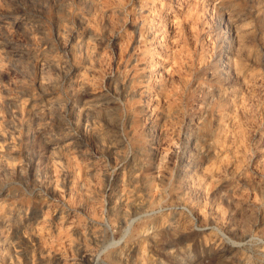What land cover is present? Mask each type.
I'll list each match as a JSON object with an SVG mask.
<instances>
[{
    "label": "rangeland",
    "instance_id": "374dc122",
    "mask_svg": "<svg viewBox=\"0 0 264 264\" xmlns=\"http://www.w3.org/2000/svg\"><path fill=\"white\" fill-rule=\"evenodd\" d=\"M263 1L0 0V264H264Z\"/></svg>",
    "mask_w": 264,
    "mask_h": 264
},
{
    "label": "bare ground",
    "instance_id": "6f19581e",
    "mask_svg": "<svg viewBox=\"0 0 264 264\" xmlns=\"http://www.w3.org/2000/svg\"><path fill=\"white\" fill-rule=\"evenodd\" d=\"M14 1V0H13ZM19 1V0H18ZM21 1H23V0H21ZM57 1V0H56ZM59 1V0H58ZM221 1V0H220ZM260 1V0H259ZM5 2H7V1H5ZM12 2V1H11ZM83 2V1H82ZM155 2H156V0H155ZM193 2H194V0H193ZM201 2V1H200ZM204 2V1H203ZM264 2V1H263ZM63 3H64V1H63ZM67 3V2H66ZM69 3V2H68ZM97 3V2H96ZM196 3V2H195ZM20 4V3H19ZM84 4V3H83ZM93 4H95V3H93ZM189 4V3H188ZM204 4V3H203ZM261 4V3H260ZM1 5H4V4H2L1 3ZM25 5V4H24ZM82 5V4H81ZM99 5V4H98ZM187 5V4H186ZM208 5H210V4H208ZM23 6V5H22ZM29 6V5H28ZM56 6V5H55ZM153 6V5H152ZM151 6V7H152ZM154 6H155V4H154ZM159 6V5H158ZM197 6V5H196ZM195 6V7H196ZM257 6V5H256ZM263 6V5H262ZM3 7V6H2ZM25 7V6H24ZM52 7V6H51ZM59 7V6H58ZM149 7V6H148ZM209 7V6H208ZM30 8V7H29ZM72 8V7H71ZM82 8V7H81ZM93 8V7H92ZM96 8V7H95ZM95 8L93 9V11L95 10ZM100 8V7H99ZM153 8V7H152ZM10 9V8H9ZM16 9H17V7H16ZM24 9H26V8H24ZM34 9V8H33ZM52 9V8H51ZM64 9V8H63ZM69 9V8H68ZM67 9V10H68ZM97 9V8H96ZM2 10V9H1ZM3 10H4V8H3ZM28 10V9H27ZM37 10V9H36ZM35 10V11H36ZM55 10V9H54ZM58 10V9H57ZM62 10V9H61ZM90 10V9H89ZM153 10V9H152ZM177 10V9H176ZM179 10V9H178ZM187 10V9H186ZM193 10V9H192ZM204 10V9H203ZM206 10V9H205ZM19 11V10H18ZM147 11V10H146ZM199 11V10H198ZM257 11V10H256ZM261 11H262V9H261ZM1 12V11H0ZM3 12V11H2ZM9 12V11H8ZM31 12V11H30ZM33 12V11H32ZM158 12V11H157ZM194 12V11H193ZM254 12V11H253ZM4 13V12H3ZM36 13V12H35ZM63 13V12H62ZM67 13V12H66ZM151 13V12H150ZM161 13V12H160ZM182 13V12H181ZM188 13V12H187ZM200 13L202 14V12L200 11ZM260 13V12H259ZM258 13V14H259ZM20 14V13H19ZM69 14V13H68ZM89 14H91V13H89ZM165 14V13H164ZM183 14V13H182ZM191 14V13H190ZM189 14V15H190ZM195 14V13H194ZM198 14V13H197ZM196 14V15H197ZM230 14V13H229ZM232 14V13H231ZM256 14V13H255ZM257 14V15H258ZM5 15V14H4ZM62 15V14H61ZM98 15V14H97ZM163 15V14H162ZM168 15H169V13H168ZM192 15V14H191ZM243 15V14H242ZM63 16V15H62ZM82 16V15H81ZM184 16V15H183ZM194 16V15H193ZM200 16V15H199ZM232 16V15H231ZM246 16V15H245ZM35 17V16H34ZM66 17V16H65ZM94 17V16H93ZM95 17H97L96 15H95ZM153 17V16H152ZM175 17V16H174ZM180 17V16H179ZM185 17V16H184ZM189 17V16H188ZM195 17V16H194ZM239 17H240V15H239ZM242 17V16H241ZM252 17V16H251ZM10 18V17H9ZM58 18H60V17H58ZM57 18V19H58ZM171 18V17H170ZM192 18V17H191ZM196 18V17H195ZM194 18V19H195ZM259 18V17H258ZM17 19V18H16ZM16 19H15V22H16ZM86 19V18H85ZM157 19V18H156ZM177 19V18H176ZM185 19V18H184ZM197 19V18H196ZM262 19V18H261ZM62 20V19H61ZM78 20V19H77ZM93 20V19H92ZM170 20V19H169ZM172 20V19H171ZM187 20V19H186ZM198 20V19H197ZM244 20V19H243ZM252 20V19H251ZM6 20H3L2 18H0V24H2V22H5ZM37 21H39V19H37ZM46 21V20H45ZM59 21V20H58ZM78 21H80V20H78ZM194 21V20H193ZM264 21V20H263ZM83 22V21H82ZM166 22V21H165ZM169 22V21H168ZM239 22V21H238ZM237 22V23H238ZM18 23V22H17ZM34 23H35V21H34ZM40 23V22H39ZM84 23V22H83ZM95 23V22H94ZM180 23V22H179ZM256 23V22H255ZM38 24V23H37ZM62 24V22L60 23V25ZM169 24V23H168ZM196 24V23H195ZM19 25V24H18ZM85 25V24H84ZM92 25V24H91ZM155 25V24H154ZM162 25V24H161ZM170 25V24H169ZM172 25H173V22H172ZM1 26V25H0ZM63 26H65V25H63ZM67 26V25H66ZM69 26V25H68ZM67 26V27H68ZM88 26H89V24H88ZM93 26V25H92ZM91 26V27H92ZM151 26V25H150ZM167 26V25H166ZM178 26V25H177ZM186 26V25H185ZM24 27V26H23ZM31 27V26H30ZM35 28H37L36 26H34ZM94 27V26H93ZM174 27V26H173ZM180 28H181V26H179ZM188 27V26H187ZM261 27V26H260ZM5 28V27H4ZM57 28V27H56ZM68 28H70V27H68ZM178 28V27H177ZM6 29V28H5ZM39 29V28H38ZM63 29V28H62ZM161 29V28H160ZM163 29V28H162ZM166 29V28H165ZM192 29V28H191ZM11 30V29H10ZM32 30V29H31ZM42 30V29H41ZM66 30V29H65ZM64 30V31H65ZM87 30V29H86ZM147 30V29H146ZM260 30V29H259ZM21 31V30H20ZM23 31V30H22ZM35 31V30H34ZM44 31H45V29H44ZM63 31V32H64ZM251 31H252V28L250 27V26H248V25H246V24H237L236 25V27H235V35H236V37H237V45H238V47H239V49L240 50H245L246 49V47H245V41H246V38L248 37V35L251 33ZM254 31V30H253ZM262 31V30H261ZM92 32H96V31H93V29H92ZM192 32V31H191ZM233 32V31H232ZM24 33V32H23ZM30 33V32H29ZM70 33V32H69ZM255 33V32H254ZM3 34V33H2ZM2 34H0V35H2ZM76 34V33H75ZM252 34V33H251ZM256 34V33H255ZM18 35V34H17ZM20 35V34H19ZM25 35H27V34H25ZM35 35V34H34ZM34 35H32V37H34ZM44 35H46V34H44ZM63 35V34H62ZM259 35V34H258ZM261 35V34H260ZM37 36V35H36ZM35 36V37H36ZM68 36V35H67ZM170 36H172V35H170ZM8 37V36H7ZM16 37V36H15ZM20 37H21V35H20ZM24 37V36H23ZM22 37V38H23ZM86 37V36H85ZM159 37V36H158ZM262 37V36H261ZM77 38V37H76ZM12 39H13V36H12ZM173 39V38H172ZM250 39V38H249ZM26 40V39H25ZM28 40V39H27ZM37 40V39H36ZM44 40V39H43ZM46 40V39H45ZM86 40V39H85ZM92 40V39H91ZM9 41H10V39H9ZM16 41V40H15ZM38 41V40H37ZM40 41V40H39ZM50 41H52V40H50ZM174 41V40H173ZM7 43V41H4V44H6ZM25 42V41H24ZM43 42V41H42ZM45 42V41H44ZM232 42H234V40H232ZM247 42V41H246ZM1 44H3L2 42H0ZM17 43V42H16ZM79 43H81V42H79ZM88 43V42H87ZM90 43V42H89ZM227 43V42H226ZM261 43H262V41H261ZM264 43V42H263ZM37 44V43H36ZM83 44V43H82ZM229 44V43H228ZM227 44V45H228ZM80 44H78V46H79ZM231 45V44H230ZM229 45V46H230ZM248 45H249V43H248ZM9 46V45H8ZM44 46V45H43ZM60 46V45H59ZM62 46V45H61ZM65 46V45H64ZM71 46H72V44H71ZM88 46V45H87ZM90 46V45H89ZM2 47V46H1ZM31 47V46H30ZM67 47H69V46H67ZM82 47V46H81ZM226 47V46H225ZM42 48V47H41ZM92 48V47H91ZM23 49V48H22ZM55 49H57V48H55ZM72 49V48H71ZM75 49V48H74ZM73 49V50H74ZM236 49H237V47H236ZM264 49V48H263ZM9 50H10V53H11V55L12 54H15V55H17L16 53H20V52H22L21 51V49L18 47V46H16V45H11L10 46V48H9ZM75 50H77V49H75ZM85 50V49H84ZM94 50V49H93ZM230 50V49H229ZM249 50H250V48H249ZM252 50V49H251ZM48 51V50H47ZM80 51V50H79ZM233 51V50H232ZM239 51V50H238ZM247 51V50H246ZM69 52V51H68ZM83 52V51H82ZM225 52V51H224ZM244 52V51H243ZM43 53V52H42ZM61 53V52H60ZM66 53V52H65ZM77 53H79V52H77ZM228 53H230V52H228ZM240 53V52H239ZM9 54V53H8ZM45 54H46V52H45ZM51 54V53H50ZM71 54H72V52H71ZM80 54V53H79ZM89 54H90V52H89ZM233 54V53H232ZM10 55V56H11ZM70 55V54H69ZM72 55H74V54H72ZM97 55V54H96ZM228 55V54H227ZM241 55V54H240ZM36 56V55H35ZM64 56H65V54H64ZM78 56V55H77ZM226 56V55H225ZM233 56V55H232ZM244 56V55H243ZM4 57V56H3ZM6 57V56H5ZM26 57V56H25ZM39 57V56H38ZM58 57V56H57ZM235 57V56H234ZM238 57V56H237ZM1 58H2V56H1ZM30 57H28V59H29ZM77 58V57H76ZM241 58V57H240ZM243 58H245V57H243ZM253 58V57H252ZM251 58V59H252ZM26 59V58H25ZM34 59V58H33ZM54 59V58H53ZM94 59V58H93ZM99 59V58H98ZM225 59V58H224ZM230 59V58H229ZM249 59V58H248ZM6 60V59H5ZM15 60V59H14ZM36 60H39L38 61V63L37 64H39V66H38V68L40 69V71L41 72H44L45 70H44V67L47 65V62H48V59H47V57H42V58H38V59H36ZM55 60V59H54ZM53 60V61H54ZM96 60V59H95ZM74 61V60H73ZM91 61V60H90ZM97 61V60H96ZM95 61V62H96ZM148 61V60H147ZM150 61V60H149ZM153 61V60H152ZM151 61V62H152ZM247 61V60H246ZM6 62V61H5ZM17 62H18V60H17ZM150 62V63H151ZM159 62V61H158ZM237 62H239V61H237ZM237 62H236V64H237ZM11 63V62H10ZM15 63H16V61H15ZM56 63V62H55ZM62 63V62H61ZM77 63V62H76ZM97 63H98V61H97ZM96 63V64H97ZM229 63V62H228ZM240 63V62H239ZM30 64V63H29ZM28 64V65H29ZM32 64V63H31ZM70 64H73V63H70ZM95 64V63H94ZM232 64V63H231ZM244 64V63H243ZM12 65H13V61H12ZM66 65V64H65ZM93 65V64H92ZM5 66V65H4ZM3 66V67H4ZM7 66V65H6ZM24 66V65H23ZM64 65L62 64V67H63ZM75 66V65H74ZM73 66V67H74ZM82 66H84V65H82ZM94 66V65H93ZM149 66V65H148ZM151 66V65H150ZM155 66V65H154ZM226 66V65H225ZM228 66V65H227ZM238 66V65H237ZM240 66V65H239ZM16 67V66H15ZM37 67V66H36ZM57 67V66H56ZM60 67V66H59ZM97 67V66H96ZM146 67V66H145ZM5 68V67H4ZM18 68V67H17ZM24 68H26V67H24ZM51 68H52V66H51ZM228 68V67H227ZM242 68V67H241ZM7 69V68H6ZM37 69V68H36ZM49 69H50V67H49ZM63 69V68H62ZM85 69V68H84ZM87 69H88V67H87ZM95 69V68H94ZM232 69V68H231ZM238 69H239V67H238ZM28 70V69H27ZM33 70V69H32ZM51 70V69H50ZM89 70V69H88ZM148 70V69H147ZM221 70V69H220ZM224 70V69H223ZM7 71V70H6ZM14 71H15V69H14ZM17 71V70H16ZM52 71V70H51ZM74 71V70H73ZM78 71V70H77ZM86 71V70H85ZM151 71V70H150ZM153 71V70H152ZM151 71V72H152ZM156 71V70H155ZM236 71V70H235ZM244 71V70H243ZM3 72V71H2ZM18 72V71H17ZM16 72V73H17ZM22 72V71H21ZM26 72V71H25ZM34 72V71H33ZM63 72H64V70H63ZM81 72H82V70H81ZM147 72H149V70L147 71ZM233 72V71H232ZM237 72V71H236ZM235 72V73H236ZM241 70H239V73L238 74H241ZM53 73V72H52ZM65 73V72H64ZM79 73H80V71H79ZM90 73V72H89ZM94 73V72H93ZM154 73V72H153ZM156 73V72H155ZM216 73V72H215ZM223 73V72H222ZM226 73H228V72H226ZM230 73V72H229ZM244 73V72H243ZM1 74V73H0ZM4 74V73H3ZM18 74V73H17ZM24 74V73H23ZM26 74V73H25ZM30 75H31V73H29ZM46 74V73H45ZM75 74V73H74ZM85 74V73H84ZM143 74V73H142ZM147 74H149V73H147ZM158 74V73H157ZM160 74V73H159ZM214 74V73H213ZM225 74V73H224ZM234 74V73H233ZM15 75V74H14ZM21 75V74H20ZM59 75V74H58ZM92 75V74H91ZM145 75V74H144ZM219 75V74H218ZM226 75V74H225ZM246 75H247V73H246ZM19 76V75H18ZM43 76V75H42ZM47 76V74L45 75V77ZM85 76V75H84ZM147 76V75H146ZM232 76V75H231ZM230 76V77H231ZM234 76V75H233ZM232 76V77H233ZM40 77V76H39ZM51 77V76H50ZM56 77V76H55ZM77 77V76H76ZM149 77V76H148ZM158 77H160V76H158ZM237 77V76H236ZM17 78V77H16ZM27 78V77H26ZM25 78V80H27ZM43 78V77H42ZM47 78V77H46ZM85 78V77H84ZM143 78H145V76L143 77ZM150 78V77H149ZM148 78V79H149ZM240 78V77H239ZM50 79V78H49ZM56 79H58V78H56ZM55 79V80H56ZM90 79V78H89ZM88 79V80H89ZM151 79V78H150ZM154 79V78H153ZM219 79V78H218ZM228 79V78H227ZM241 79V78H240ZM54 80V81H55ZM78 80V79H77ZM83 80V79H82ZM86 80V79H85ZM94 80V79H93ZM20 81V80H19ZM22 81V80H21ZM32 81V80H31ZM30 81V82H31ZM73 81V80H72ZM91 81V80H90ZM154 81V80H153ZM230 81V80H229ZM238 81V80H237ZM242 81H244V80H242ZM250 81V80H249ZM23 82H25V81H23ZM29 82V81H28ZM30 82L28 83V85L30 84ZM94 82V81H93ZM147 82V81H146ZM226 82V81H225ZM241 82V81H240ZM254 82V81H253ZM27 83V82H26ZM25 83V84H26ZM45 83V82H44ZM83 83V82H82ZM81 83V84H82ZM157 83V82H156ZM22 84V83H21ZM49 84V83H48ZM51 84V83H50ZM59 84V83H58ZM80 84V83H79ZM94 84V83H93ZM129 84V83H128ZM230 84V83H229ZM28 85H26V86H28ZM31 85V84H30ZM52 85V84H51ZM50 85V86H51ZM57 85V84H56ZM77 85V84H76ZM90 85H91V83H90ZM149 85V84H148ZM251 85V84H250ZM45 86V85H44ZM93 86V85H92ZM130 86V85H129ZM249 86V85H248ZM247 86V87H248ZM20 87V86H19ZM79 87V86H78ZM86 87H88V85L86 86ZM159 87V86H158ZM230 87V86H229ZM7 88H9V87H7ZM13 88V87H12ZM32 88V87H31ZM43 88V87H42ZM46 88V87H45ZM54 88H56V87H54ZM82 88H84V87H82ZM145 88V87H144ZM24 89V88H23ZM70 89V88H69ZM131 89V88H130ZM129 89V90H130ZM147 89V88H146ZM234 89V88H233ZM240 89H241V87H240ZM8 90V89H7ZM21 90V89H20ZM34 90V89H33ZM42 90V89H41ZM56 90V89H55ZM54 90V91H55ZM113 90V89H112ZM111 90V92H113ZM128 90V89H127ZM144 90V89H143ZM148 90V89H147ZM154 90V89H153ZM158 90H160V89H158ZM223 90V89H222ZM227 90V89H226ZM231 90V89H230ZM230 90H228L229 92H230ZM237 90V89H236ZM28 91V90H27ZM30 91V90H29ZM44 91V90H43ZM64 91V90H63ZM73 91V90H72ZM71 91V92H72ZM77 91V90H76ZM110 91V90H109ZM115 91V90H114ZM123 91H126V90H123ZM218 91V90H217ZM243 91V90H242ZM8 92V91H7ZM33 92V91H32ZM65 92V91H64ZM68 92V91H67ZM89 92V91H88ZM104 92V91H103ZM116 92V91H115ZM145 92V91H144ZM159 92V91H158ZM220 92V91H219ZM11 92H9V93H7V94H10ZM22 93V92H21ZM30 93V92H29ZM59 93V92H58ZM73 93V92H72ZM71 93V94H72ZM86 93V92H85ZM84 93V94H85ZM94 93H96V92H94ZM77 94V93H76ZM117 94V93H116ZM125 94V93H124ZM138 94V93H137ZM153 94H155V93H153ZM160 94V93H159ZM239 94V93H238ZM26 95H28V94H26ZM31 95V94H30ZM80 95V94H79ZM86 95V94H85ZM111 95V94H110ZM126 95V94H125ZM124 95V96H125ZM127 95H128V93H127ZM223 95V94H222ZM225 95V94H224ZM233 95V94H232ZM12 96H14L13 95V93H12ZM60 96V95H59ZM84 96V95H83ZM120 96V95H119ZM146 96V95H145ZM8 97V96H7ZM16 97H18V96H16ZM19 97H21V96H19ZM66 97H67V94H66ZM77 97H78V95H77ZM85 97V96H84ZM147 97V96H146ZM155 97V96H154ZM2 98V97H1ZM70 98V97H69ZM127 98V97H126ZM129 98V97H128ZM164 98V97H163ZM166 98V97H165ZM221 98V97H220ZM226 98V97H225ZM74 99V98H73ZM107 99V98H106ZM141 99V98H140ZM151 99V98H150ZM149 99V100H150ZM66 100H67V98H66ZM124 100V99H123ZM160 100V99H159ZM164 100V99H163ZM219 100V99H218ZM217 100V101H218ZM239 100V99H238ZM238 100H237V102H238ZM6 101V100H5ZM4 101V102H5ZM83 101V100H82ZM213 101V100H212ZM233 101V100H232ZM241 101V100H240ZM53 102V101H52ZM72 102V101H71ZM107 102V101H106ZM105 102V103H106ZM109 102V101H108ZM107 102V103H108ZM158 102V101H157ZM229 102H230V99H229ZM243 102V101H242ZM8 102H6V104H7ZM32 103H33V101H32ZM49 103V102H48ZM101 103V102H100ZM124 103V102H123ZM125 103H126V101H125ZM149 103V102H148ZM147 103V104H148ZM154 103V102H153ZM239 103V102H238ZM10 104V103H9ZM12 104V103H11ZM14 104V103H13ZM21 104V103H20ZM55 104V103H54ZM59 105H60V103H58ZM70 104V103H69ZM94 104V103H93ZM92 104V105H93ZM162 104V103H161ZM165 104H166V101H165ZM221 104H222V102H221ZM220 104V105H221ZM232 104H234V103H232ZM241 104V103H240ZM239 104V105H240ZM8 105V104H7ZM18 105H19V103H18ZM25 105V104H24ZM89 105H91V104H89ZM103 105H105V104H103ZM114 105V104H113ZM124 105V104H123ZM132 105V104H131ZM155 105H157V104H155ZM212 105V104H211ZM22 106H23V103H22ZM48 106H49V104H48ZM57 106V105H56ZM83 106V105H82ZM81 106V107H82ZM88 106V105H87ZM98 106H99V104H98ZM102 106V105H101ZM110 106V105H109ZM116 106V105H115ZM118 106V105H117ZM152 106V105H151ZM207 106H208V104H207ZM227 106V105H226ZM16 107H17V105H16ZM61 107V106H60ZM86 107V106H85ZM124 107V106H123ZM150 107V106H149ZM155 107V106H154ZM165 107H166V105H165ZM208 107H210V106H208ZM220 107V106H219ZM233 107V106H232ZM238 107V106H237ZM239 107H242V106H239ZM23 108V107H22ZM27 108V107H26ZM44 108V107H43ZM106 108V107H105ZM111 108V107H110ZM119 108H120V106H119ZM148 108V107H147ZM201 108V107H200ZM11 109V108H10ZM28 109V108H27ZM26 109V110H27ZM32 109V108H31ZM56 109V108H55ZM96 109V108H95ZM158 109V108H157ZM166 109V108H165ZM218 109V108H217ZM229 109V108H228ZM239 109H242V108H239ZM20 110V109H19ZM59 110H61V109H59ZM70 110V109H69ZM98 110V109H97ZM108 110V109H107ZM110 110V109H109ZM156 110V109H155ZM208 110V109H207ZM18 111V110H17ZM17 111H15V112H17ZM25 111V110H24ZM48 111H49V109H48ZM51 111V110H50ZM49 111V112H50ZM71 111V110H70ZM69 111V112H70ZM74 111V110H73ZM94 111V110H93ZM102 111V110H101ZM134 111V110H133ZM167 111V110H166ZM232 111V110H231ZM11 112V111H10ZM63 112V111H62ZM85 112V111H84ZM158 112V111H157ZM161 112V111H160ZM168 112V111H167ZM233 112V111H232ZM236 112V111H235ZM18 113V112H17ZM28 113V112H27ZM43 113H45V112H43ZM53 113V112H52ZM71 113V112H70ZM114 113V112H113ZM133 113V112H132ZM151 113V112H150ZM204 113V112H203ZM202 113V114H203ZM19 114H22V113H19ZM33 114V113H32ZM38 114V113H37ZM97 114V113H96ZM115 114V113H114ZM118 114V113H117ZM227 114V113H226ZM234 114V113H233ZM235 114H237V113H235ZM234 114V115H235ZM10 115H12V114H10ZM24 115V114H23ZM78 115V114H77ZM80 115V114H79ZM98 115V114H97ZM172 115V114H171ZM174 115V114H173ZM207 115V114H206ZM229 115V114H228ZM22 116V115H21ZM51 116V115H50ZM55 116H56V114H55ZM103 116V115H102ZM106 116H107V114H106ZM132 116V115H131ZM147 116V115H146ZM166 116H167V113H166ZM170 116V115H169ZM168 116V117H169ZM221 116V115H220ZM5 117V116H4ZM20 117V116H19ZM34 117V116H33ZM40 117V116H39ZM52 117V116H51ZM97 117V116H96ZM149 117V116H148ZM156 117V116H155ZM172 117V116H171ZM230 117V116H229ZM18 118V117H17ZM50 118V117H49ZM63 118V117H62ZM115 118V117H114ZM133 118V117H132ZM157 118V117H156ZM231 118H233V117H231ZM14 119H15V117H14ZM19 119V118H18ZM40 119V118H39ZM69 119V118H68ZM92 119V118H91ZM100 119V118H99ZM107 119V118H106ZM159 119V118H158ZM163 119V118H162ZM167 119V118H166ZM200 119H202V118H200ZM212 119V118H211ZM217 119H220V117L219 118H217ZM228 119V118H227ZM10 120H11V118H10ZM16 120V119H15ZM21 120V119H20ZM28 120V119H27ZM52 119L50 118V121H51ZM58 120V119H57ZM77 120V119H76ZM103 120V119H102ZM110 120V119H109ZM119 120H120V118H119ZM145 120V119H144ZM170 120V119H169ZM205 120V119H204ZM203 120V121H204ZM208 120V119H207ZM55 121V120H54ZM166 121V120H165ZM164 121V122H165ZM196 121H197V118H196ZM212 121V120H211ZM237 121V120H236ZM6 122V121H5ZM60 122V121H59ZM77 122V121H76ZM103 122V121H102ZM111 122V121H110ZM109 122V123H110ZM115 122H116V120H115ZM120 122V121H119ZM239 122V121H238ZM1 123V122H0ZM3 123V122H2ZM100 123V122H99ZM107 123V122H106ZM113 123V122H112ZM111 123V124H112ZM132 123V122H131ZM220 123V122H219ZM223 123V122H222ZM240 123H241V121H240ZM65 124V123H64ZM94 124V123H93ZM103 124V123H102ZM202 124V123H201ZM211 124H212V122H211ZM214 124H216V123H214ZM221 124V123H220ZM232 124V123H231ZM235 124H237V122H235ZM3 125V124H2ZM6 125V124H5ZM8 125V124H7ZM22 125V124H21ZM20 125V126H21ZM68 125V124H67ZM72 125V124H71ZM95 126H96V124H94ZM105 125V124H104ZM110 125V124H109ZM118 125V124H117ZM154 125V124H153ZM194 125V124H193ZM239 125V124H238ZM12 126V125H11ZM37 126V125H36ZM46 126V125H45ZM192 126V125H191ZM195 126V125H194ZM206 126V125H205ZM211 126V125H210ZM217 126V125H216ZM223 126H224V124H223ZM22 127V126H21ZM68 127H69V125H68ZM117 127V126H116ZM152 127V126H151ZM218 127V126H217ZM225 127V126H224ZM236 127V126H235ZM8 128H9V126H8ZM19 128V127H18ZM36 128V127H35ZM203 128H204V126H203ZM212 128V127H211ZM229 128V127H228ZM0 129H2V128H0ZM15 129V128H14ZM59 129V128H58ZM91 129V128H90ZM89 129V130H90ZM108 129V128H107ZM118 129V128H117ZM195 129V128H194ZM19 130V129H18ZM18 130H17V132H18ZM57 130V129H56ZM81 130V129H80ZM88 130V131H89ZM115 130V129H114ZM156 130V129H155ZM191 130V129H190ZM224 130V129H223ZM236 130V129H235ZM242 130V129H241ZM9 131H11V130H9ZM66 131H68V130H66ZM75 131V130H74ZM118 131V130H117ZM185 131H187V129L185 130ZM197 131V130H196ZM213 131V130H212ZM22 132V131H21ZM25 132V131H24ZM29 132H30V130H29ZM53 132V131H52ZM190 132V131H189ZM204 132V131H203ZM202 132V133H203ZM218 132V131H217ZM229 132V131H228ZM239 132V131H238ZM238 132H236L235 133V135L236 136H239V135H241V134H239ZM0 133H2V132H0ZM4 133V132H3ZM36 133V132H35ZM43 133V132H42ZM78 133V132H77ZM188 133V132H187ZM197 133V132H196ZM232 133V132H231ZM41 134V133H40ZM53 134H54V132H53ZM89 134V133H88ZM222 134V133H221ZM226 134V133H225ZM1 135V134H0ZM23 135V134H22ZM46 135V134H45ZM119 135V134H118ZM155 135V134H154ZM216 135V134H215ZM214 135V136H215ZM220 135V134H219ZM231 135H233V134H231ZM10 136V135H9ZM28 136V135H27ZM26 136V137H27ZM40 136V135H39ZM38 136V137H39ZM43 136V135H42ZM80 136H81V134H80ZM89 136V135H88ZM202 136V135H201ZM207 136V135H206ZM218 136V135H217ZM29 137V136H28ZM44 137V136H43ZM205 137V136H204ZM211 137V136H210ZM224 137V136H223ZM240 137V136H239ZM82 138V137H81ZM85 138V137H84ZM100 138V137H99ZM217 138V137H216ZM227 138H228V140L229 141H231V142H233V140H232V137H230V136H227ZM234 138V137H233ZM7 139V138H6ZM108 139V138H107ZM144 139H146V138H144ZM197 139V138H196ZM225 138H223V140H224ZM240 140H241V138H239ZM15 140V139H14ZM16 140H18V139H16ZM46 140V139H45ZM102 140V139H101ZM20 141V140H19ZM102 141H104V140H102ZM102 141H100L101 142V144H102ZM110 141V140H109ZM108 141V142H109ZM220 141V140H219ZM8 142V141H7ZM22 142V141H21ZM20 142V143H21ZM44 142V141H43ZM99 142V143H100ZM105 142V141H104ZM107 142V143H108ZM115 142H118V141H115ZM197 142V141H196ZM203 142V141H202ZM210 142V141H209ZM213 142V141H212ZM223 142H225V141H223ZM230 142V143H231ZM1 143V142H0ZM25 143V142H24ZM45 143V142H44ZM67 143V142H66ZM114 143V142H113ZM119 143V142H118ZM147 143V142H146ZM201 143V142H200ZM211 143V142H210ZM241 143V142H240ZM239 143V144H240ZM5 144V143H4ZM18 144V143H17ZM47 144V143H46ZM89 144V143H88ZM151 144V143H150ZM213 144V143H212ZM216 144V143H215ZM6 145V144H5ZM10 145H12V144H10ZM40 145V144H39ZM43 145V144H42ZM49 145V144H48ZM98 145V144H97ZM105 145V144H104ZM107 145V144H106ZM120 145V144H119ZM214 145V144H213ZM237 145V144H236ZM1 146H3V145H1ZM28 146V145H27ZM102 146V145H101ZM209 146V145H208ZM217 146V145H216ZM224 146V145H223ZM222 146V147H223ZM227 146V145H226ZM10 147V146H9ZM109 147V146H108ZM206 147V146H205ZM229 147H230V145H229ZM18 148V147H17ZM63 148V147H62ZM88 148V147H87ZM98 148V147H97ZM160 148V147H159ZM201 148V147H200ZM207 148V147H206ZM209 148V147H208ZM207 148V149H208ZM219 148V147H218ZM231 148V147H230ZM15 149V148H14ZM53 149V148H52ZM65 149V148H64ZM90 149V148H89ZM110 149V148H109ZM154 149V148H153ZM161 149V148H160ZM211 149V148H210ZM209 149V150H210ZM223 149V148H222ZM56 150V149H55ZM58 150V149H57ZM105 150V149H104ZM215 150V149H214ZM234 150V149H233ZM240 150V149H239ZM3 151H5V150H3ZM226 151H228V150H226ZM242 151V150H241ZM14 152V151H13ZM71 152V151H70ZM69 152V153H70ZM82 152H83V149H82ZM114 152V151H113ZM162 152V151H161ZM191 152V151H190ZM232 152V151H231ZM72 153V152H71ZM94 153V152H93ZM203 153V152H202ZM233 153V152H232ZM17 154H19V153H17ZM61 154V153H60ZM67 154V153H66ZM95 154V153H94ZM205 154V153H204ZM224 154V153H223ZM234 154V153H233ZM1 155V154H0ZM16 155V154H15ZM65 155V154H64ZM70 155V154H69ZM196 155H197V153H196ZM200 155V154H199ZM215 155H216V152H215ZM225 155V154H224ZM12 156V155H11ZM48 153H47V159H48ZM55 156V155H54ZM66 156V155H65ZM158 156V155H157ZM165 156V155H164ZM179 156V155H178ZM194 156V155H193ZM192 156V157H193ZM211 156V155H210ZM217 156V155H216ZM22 157V156H21ZM50 157V156H49ZM52 157V156H51ZM57 157V156H56ZM197 157V156H196ZM199 157V156H198ZM209 157V156H208ZM225 157V156H224ZM16 158V157H15ZM58 158V157H57ZM63 158V157H62ZM72 158V157H71ZM6 159V158H5ZM55 159V158H54ZM158 159V158H157ZM190 159V158H189ZM206 159H207V157H206ZM213 159V158H212ZM218 159V158H217ZM221 159V158H220ZM225 159V158H224ZM234 159V158H233ZM24 160V159H23ZM73 160V159H72ZM156 160V159H155ZM160 160V159H159ZM222 160V159H221ZM220 160V161H221ZM8 161V160H7ZM16 161V160H15ZM50 161V160H49ZM215 161V160H214ZM223 161V160H222ZM5 162V161H4ZM22 162V161H21ZM54 162V161H53ZM56 162V161H55ZM58 162V161H57ZM56 162V163H57ZM68 162V160L66 161V163ZM208 162H210V161H208ZM212 162V161H211ZM24 163V162H23ZM77 163V162H76ZM133 163V162H132ZM160 163V162H159ZM164 163V162H163ZM220 163V162H219ZM225 163V162H224ZM5 164H9V161H8V163H5ZM5 164H4V166H5ZM11 164V163H10ZM12 164H13V162H12ZM50 164V163H49ZM54 164V163H53ZM135 164H138V163H135ZM156 164V163H155ZM207 164V163H206ZM206 164H204V165H206ZM222 164V163H221ZM220 164V165H221ZM238 164V163H237ZM91 165V164H90ZM134 165V164H133ZM229 165V164H228ZM233 165V164H232ZM236 165V164H235ZM2 166V165H1ZM4 166H2V167H4ZM70 166H72L71 164H70ZM202 166V165H201ZM231 166V165H230ZM6 167V166H5ZM5 167L3 168V170L5 169ZM18 167V166H17ZM23 167V166H22ZM98 167V166H97ZM140 167V166H139ZM165 167V166H164ZM186 167V166H185ZM233 167V166H232ZM8 168H9V166H8ZM67 168V167H66ZM131 168H133V167H131ZM159 168V167H158ZM227 168V166L225 167V169ZM7 169V168H6ZM5 169V170H6ZM14 169V168H13ZM142 169V168H141ZM204 169V168H203ZM224 169V168H223ZM235 169H237V168H235ZM8 170V169H7ZM19 170V169H18ZM21 170V169H20ZM55 170V169H54ZM183 170V169H182ZM216 170V169H215ZM238 170V169H237ZM12 171V170H11ZM130 171V170H129ZM133 171V170H132ZM184 171H186V170H184ZM189 171V170H188ZM218 171V173L220 172L219 170H217ZM217 171H215V173L217 172ZM236 171V170H235ZM15 172V171H14ZM203 172V171H202ZM129 173V172H128ZM143 173V172H142ZM178 173V172H177ZM13 174V173H12ZM119 174V173H118ZM130 174V173H129ZM194 174V173H193ZM201 174V173H200ZM240 174V173H239ZM124 175V174H123ZM142 175V174H141ZM217 175V174H216ZM220 175V174H219ZM3 176V175H2ZM122 176V175H121ZM145 176V175H144ZM189 176V175H188ZM197 176H199V175H197ZM209 176H213V173L209 170V169H206V171H204V175H203V177H201V178H198V181H197V183L194 185V188H195V190H201L202 189V186L204 185V180L206 179V177H209ZM6 177V176H5ZM117 177V176H116ZM179 177V176H178ZM220 177V176H219ZM2 178V177H1ZM7 178V177H6ZM8 178H9V176H8ZM132 178H135L134 176L132 177ZM131 178V179H132ZM143 178H145V177H143ZM196 178V177H195ZM194 178V179H195ZM181 179V178H180ZM197 179V178H196ZM6 180V179H5ZM123 180V179H122ZM215 180V179H214ZM141 181V180H140ZM73 182H74V180H73ZM186 182V181H185ZM205 182H206V180H205ZM124 183V182H123ZM125 183H127V182H125ZM124 183V184H125ZM138 183V182H137ZM181 183V182H180ZM1 184V183H0ZM3 184H4V182H3ZM12 184V183H11ZM123 184V185H124ZM127 184H129V183H127ZM207 184V183H206ZM72 185H74V184H72ZM118 185V184H117ZM147 185V184H146ZM145 185V186H146ZM10 186V185H9ZM70 186V185H69ZM72 187V186H71ZM124 187V186H123ZM205 187H207V186H204V188ZM2 188V187H1ZM6 188H8V187H6ZM68 188V187H67ZM121 188H122V186H121ZM125 188V187H124ZM133 188V187H132ZM150 188V187H149ZM148 188V189H149ZM73 189V188H72ZM144 189V188H143ZM150 190V189H149ZM185 190V189H184ZM141 191H143L142 189H141ZM178 191V190H177ZM191 191V190H190ZM121 192H122V190H121ZM192 192H193V190H192ZM9 193V192H8ZM130 193V192H129ZM145 193V192H144ZM12 194V193H11ZM139 194V193H138ZM125 195V194H124ZM182 195V194H181ZM190 195H192L191 193H190ZM190 195H186L185 196V200L188 202V203H190V205L192 204L193 205V201H192V199H191V197H190ZM6 196V195H5ZM117 196V195H116ZM120 196V195H119ZM143 196V195H142ZM194 196V195H193ZM196 196V195H195ZM9 197V196H8ZM122 197V196H121ZM116 198V197H115ZM144 198H145V196H144ZM202 198V197H201ZM123 199V198H122ZM182 199V198H181ZM7 200V199H6ZM11 200V199H10ZM119 200V199H118ZM141 200V199H140ZM112 201V200H111ZM180 201V200H179ZM114 202V201H113ZM127 202H128V200H127ZM130 202V201H129ZM128 202V203H129ZM143 202V201H142ZM145 202V201H144ZM5 203V202H4ZM7 203V202H6ZM131 203H132V201H131ZM183 203V202H182ZM0 204H2V203H0ZM133 204V203H132ZM116 205V204H115ZM117 205H118V203H117ZM126 205V204H125ZM136 205V204H135ZM139 205V204H138ZM137 205V206H138ZM188 205V204H187ZM195 205V204H194ZM137 206H136V208H137ZM140 206H142V205H140ZM176 206H178L177 204H176ZM184 207V206H183ZM15 208V207H14ZM145 208V207H144ZM174 208V207H173ZM179 208V207H178ZM177 208V209H178ZM113 209V208H112ZM115 209H116V207H115ZM126 209V208H125ZM192 209V208H191ZM190 209V210H191ZM201 210H202V208H200ZM121 210V209H120ZM124 210V209H123ZM126 210H128V209H126ZM17 211V210H16ZM122 211V210H121ZM131 212V211H130ZM135 212V211H134ZM176 212V211H175ZM197 212H198V214H200L201 215V212L200 211H198L197 210ZM29 213V212H28ZM46 213V212H45ZM122 213H124V212H122ZM137 213V212H136ZM15 214H17V213H15ZM47 214V213H46ZM135 214V213H134ZM183 214V213H182ZM123 215V214H122ZM181 215V214H180ZM178 216V215H177ZM195 216V215H194ZM199 216V215H198ZM44 217H45V215H44ZM193 217V216H192ZM200 217V216H199ZM202 217V216H201ZM3 218V217H2ZM127 219V218H126ZM190 219V218H189ZM195 219V218H194ZM199 219V218H198ZM202 219V218H201ZM185 220V219H184ZM193 220V219H192ZM41 221V220H40ZM162 221V220H161ZM187 221V220H186ZM202 221V220H201ZM3 223V222H2ZM41 223V222H40ZM183 223V222H182ZM187 223H189V222H187ZM191 223V222H190ZM36 226V225H35ZM158 226V225H157ZM176 226V225H175ZM185 226V225H184ZM31 227V226H30ZM39 227V226H38ZM162 227H164L163 225H162ZM159 228V227H158ZM184 228V227H183ZM3 229V228H2ZM30 230V229H29ZM59 230V229H58ZM23 231V230H22ZM34 231V230H33ZM43 231V230H42ZM26 232V231H25ZM32 232V231H31ZM3 233V232H2ZM9 233V232H8ZM28 233V232H27ZM38 233V232H37ZM58 233V232H57ZM24 235V234H23ZM27 235V234H26ZM57 235V234H56ZM35 236V235H34ZM45 236H47L46 234H45ZM92 236V235H91ZM26 238V237H25ZM45 238V237H44ZM48 238V237H47ZM49 240V239H48ZM51 240V239H50ZM31 241H32V239H31ZM39 241V240H38ZM59 241H60V239H59ZM50 242V241H49ZM52 242V241H51ZM50 242V243H51ZM26 243V242H25ZM46 243V242H45ZM62 243H63V241H62ZM15 244H17V243H15ZM38 244V243H37ZM25 245V244H24ZM49 245V244H48ZM51 245H53V244H51ZM125 245V244H124ZM21 246V245H20ZM23 246V245H22ZM21 246V247H22ZM60 246V245H59ZM61 248V247H60ZM124 248V247H123ZM9 249V248H8ZM40 249V248H39ZM52 249V248H51ZM13 250V249H12ZM17 250V249H16ZM6 251V250H5ZM19 251V250H18ZM52 251V250H51ZM117 251V250H116ZM14 252H15V249H14ZM23 252V251H22ZM21 252V253H22ZM25 252V251H24ZM53 252V251H52ZM56 252V251H55ZM6 253V252H5ZM17 253V252H16ZM125 253H126V251H125ZM120 254V253H119ZM22 255V254H21ZM27 255V254H26ZM43 255V254H42ZM50 255V254H49ZM121 255V254H120ZM127 255V254H126ZM45 256V255H44ZM64 256V255H63ZM116 256V255H115ZM122 256V255H121ZM121 256H119L120 258H121ZM15 257H16V255H15ZM27 257V256H26ZM37 257V256H36ZM42 258V257H41ZM116 258V257H115ZM117 258H118V256H117ZM10 259V258H9ZM25 259V258H24ZM40 259V258H39ZM119 259V258H118ZM139 259V258H138ZM16 260V259H15ZM43 260V259H42ZM122 260H123V258H122ZM19 261V260H18ZM24 261V260H23ZM44 261H47V260H44ZM10 262V261H9ZM17 262V261H16ZM15 262V263H16ZM49 262H51V261H48V263ZM123 262V261H122ZM142 262V261H141ZM8 263V262H7ZM24 263V262H23ZM11 264V263H10ZM25 264V263H24ZM30 264V263H29ZM37 264V263H36ZM115 264V263H114ZM126 264V263H125Z\"/></svg>",
    "mask_w": 264,
    "mask_h": 264
}]
</instances>
